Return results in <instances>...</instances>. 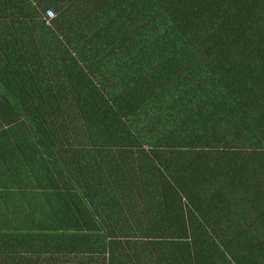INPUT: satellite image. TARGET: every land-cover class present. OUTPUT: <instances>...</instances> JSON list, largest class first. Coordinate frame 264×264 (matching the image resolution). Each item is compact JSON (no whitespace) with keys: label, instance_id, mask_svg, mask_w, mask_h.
I'll use <instances>...</instances> for the list:
<instances>
[{"label":"trees","instance_id":"1","mask_svg":"<svg viewBox=\"0 0 264 264\" xmlns=\"http://www.w3.org/2000/svg\"><path fill=\"white\" fill-rule=\"evenodd\" d=\"M17 3L0 0V109L10 113L0 121L29 129L40 173L62 180L54 192L73 199V180L80 191L93 189L98 202L92 211L74 203L75 215L50 210L54 226L56 218L71 233L42 225L0 231V264H39L41 244L64 238L101 256L99 264H134L142 245L134 240H144L139 252L151 264V185L162 196L165 188L176 195L177 179L191 170L182 159L201 153L195 149L237 144L230 127L238 123L250 130L242 138L264 144V0H110L103 26L108 57L70 55L65 46L75 48L77 38L57 36L55 17L50 25L29 21L30 10ZM102 58L109 68L97 65ZM133 59L142 67L124 84L120 78ZM142 108L156 118L136 133L129 117ZM218 127L228 129L220 134ZM30 163L36 175L39 167ZM137 195L147 198L143 232L119 222L122 213L135 223Z\"/></svg>","mask_w":264,"mask_h":264},{"label":"crops","instance_id":"2","mask_svg":"<svg viewBox=\"0 0 264 264\" xmlns=\"http://www.w3.org/2000/svg\"><path fill=\"white\" fill-rule=\"evenodd\" d=\"M12 1H18L15 6L21 2L23 9L30 10L29 21L32 22L43 19L44 9L52 10L57 22V36L70 35L79 40L74 44L75 48L65 46L70 55L76 57L94 53L99 57H108L110 50L103 42L108 43L109 36L104 33L103 26L107 24L105 2L110 0ZM126 4L127 2L124 6ZM97 33L100 36L97 37ZM119 39L114 35V40ZM83 40L90 41L95 46L82 48L79 44ZM105 64L103 58L98 60L97 65L103 67ZM137 64L136 59L126 64L127 68L120 81L125 84L133 79L136 70L142 67ZM110 65L111 70L117 67L111 63ZM106 66L109 68L107 64ZM115 84L112 86L117 87L118 84ZM138 112L137 116L129 119H134V132L143 133L147 131L149 118L156 117H150L152 110L142 108ZM8 114L7 109H0L3 117ZM172 126L174 125L171 124ZM230 128L239 137L237 144L227 148L218 145V149H195L201 153L182 159L191 170L184 172L182 179H177L181 191L175 188L176 195L167 192L165 188V195L162 196L157 186L151 185L150 199L148 197L152 218L151 264H264V144H250L242 138L250 133L249 129H243L242 124L238 123L237 128ZM218 129L222 134L228 127ZM29 134V129L8 128L0 121V231L38 230L49 226V229L54 227L56 231L71 233L56 218V227L54 226L52 219L55 216L50 210L58 215H65L68 211L75 215L74 203L75 206L80 203L81 207L92 211L98 202V196L87 185L80 191L73 180L69 183L75 190L73 199L72 196L65 199L62 194L54 192L59 191L62 180L55 178L53 182L49 174L40 173L43 168L35 164L39 157L36 148L30 143ZM142 148L144 151L147 149L145 146ZM162 150L168 152L176 149H158ZM204 152H210L211 158L205 157ZM30 162L36 169L39 167L36 175V171L31 172L29 168ZM136 185L138 186L137 183ZM46 196H50V199ZM121 200L126 202L125 195L118 199V208L122 207ZM146 202V195L135 197V223L128 222L127 214L121 213L119 216V222L129 226L128 231L143 232L148 217L144 208ZM76 219H79V215ZM100 220L107 228L110 222H107L105 213L100 212ZM73 223L72 219V225ZM39 225L42 226L38 228ZM69 230L75 231L74 228ZM143 242L144 240H134V243L142 244L140 249L134 250V264H146L144 257H141L142 252H139L143 249ZM82 245L72 238L42 243L39 264L102 262L101 256L86 253ZM25 257L30 259L31 255L26 254Z\"/></svg>","mask_w":264,"mask_h":264},{"label":"built area","instance_id":"3","mask_svg":"<svg viewBox=\"0 0 264 264\" xmlns=\"http://www.w3.org/2000/svg\"><path fill=\"white\" fill-rule=\"evenodd\" d=\"M54 17V13L52 10L50 9H46L44 11V16H43V20H44V23L46 25H50V21L52 20V18Z\"/></svg>","mask_w":264,"mask_h":264}]
</instances>
